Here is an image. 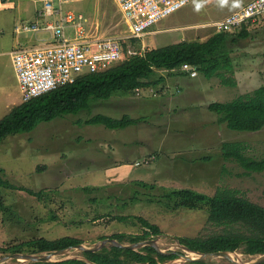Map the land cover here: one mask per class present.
Instances as JSON below:
<instances>
[{
	"label": "rangeland",
	"instance_id": "rangeland-1",
	"mask_svg": "<svg viewBox=\"0 0 264 264\" xmlns=\"http://www.w3.org/2000/svg\"><path fill=\"white\" fill-rule=\"evenodd\" d=\"M29 1L32 8L24 22H13L15 10L0 13V29L4 22L8 37L18 36L20 48L44 44L40 39L53 40L54 35L53 30L13 33L16 24L43 27L47 21H59L55 14L37 16L38 11L44 10L43 3ZM249 1L193 0L156 23L149 34L136 38L137 47L129 45L138 50L143 45L148 51L184 40L204 41L219 33L212 25L215 21ZM71 4L69 9L89 18L85 24L88 34L121 38L130 34L114 0H80ZM246 27L248 37L237 39V30L226 41L232 69L223 71L234 85L224 84L220 76L208 79L199 72L194 78L162 70L159 74L165 80L154 88L119 91L106 100L91 98L89 109L41 122L30 132L1 140L0 169L4 177L18 186L42 191L43 195L38 198L25 191L0 188V199L4 198L6 206V210H0V246L63 236L81 238L91 246L113 233H142V224L131 217L142 216L160 227L162 233L149 239H156L163 251L195 255L180 246L176 238L210 234L213 230L207 225V210L168 208L169 200L162 197L166 191L190 188L212 195L219 188H229L264 206V171L247 173L235 158L221 155L223 142L232 141L243 142L247 156L264 158V126L259 131L229 129L208 108L212 102L231 101L264 85V19ZM66 34L73 37L75 26H67ZM6 37L0 34V38ZM29 37L33 44H25L23 38ZM233 37L236 40L232 41ZM2 58L10 62V58ZM8 73L9 80L0 84V119L13 108H6L1 88L9 87L11 95L23 102L15 72L13 77L10 70ZM99 113L113 118L128 115L140 121L115 129L85 123ZM141 181L155 188H144ZM85 186L99 190L88 192ZM136 195L138 199L132 201L130 198ZM119 215L129 219L120 221L115 218ZM8 255L0 252V258ZM69 256L82 255L73 251ZM257 256L240 251L232 255L245 262ZM62 257L66 256L54 260ZM174 262L184 260L180 257L163 264ZM1 264L24 263L9 259ZM209 264L235 263L215 256Z\"/></svg>",
	"mask_w": 264,
	"mask_h": 264
},
{
	"label": "trees",
	"instance_id": "trees-1",
	"mask_svg": "<svg viewBox=\"0 0 264 264\" xmlns=\"http://www.w3.org/2000/svg\"><path fill=\"white\" fill-rule=\"evenodd\" d=\"M230 33L219 32L204 41L184 40L167 44L149 49L143 55L135 56H128L127 46L133 44L137 47L139 40H122V57L109 68L81 74L71 83L14 106L0 119V141L16 133L30 132L41 122L67 114H78L82 110L89 109L91 98L106 100L115 92L154 88L165 80V76L159 72L165 70L172 75L181 73L180 67L184 63L194 64L200 74L208 79L220 76L224 84L234 85L235 82L225 77L223 71L232 69V57L226 44ZM249 35L250 32L245 25L239 29L237 39L246 38ZM234 40H236L235 37L232 38V41ZM208 108L217 113L218 122L226 123L229 129L259 131L264 126V85L254 90L252 94L239 96L231 101L212 102ZM139 121L140 118L135 119L128 115L113 118L99 113L87 119L85 123L103 124L109 129H115L137 124ZM244 150L243 142L226 141L222 144L221 155L225 159L235 158L247 173L264 171V158L249 157ZM140 185L144 188H155L153 184L142 181ZM0 188L25 191L38 198L43 195L42 191H34L25 186L13 184L4 177L2 169H0ZM84 189L88 192L99 190L96 186H85ZM162 197L169 200L166 204L168 208L207 210V225L213 231L204 236H178L176 239L181 245L197 252L224 250L240 251L247 255L264 254V206L239 194L237 190L219 188L210 195L190 188H173L166 191ZM148 198L149 201L154 199H150L149 196ZM130 199L135 201L138 196ZM0 210H6L3 197L0 199ZM131 217L142 224V233L117 232L104 236L102 239L110 237L123 243H135L162 233L160 227L148 219L142 216ZM115 218L120 221L129 219L125 215L115 216ZM83 242L81 238L74 236H63L56 239L38 237L25 242L9 244V246H0V252L9 255L27 251L41 254L76 246ZM81 255L85 259L68 258L26 264H163L179 257L178 252L162 253L151 245L142 246L136 250L107 246L95 252L83 251ZM173 264H209V262L190 260Z\"/></svg>",
	"mask_w": 264,
	"mask_h": 264
},
{
	"label": "built area",
	"instance_id": "built-area-1",
	"mask_svg": "<svg viewBox=\"0 0 264 264\" xmlns=\"http://www.w3.org/2000/svg\"><path fill=\"white\" fill-rule=\"evenodd\" d=\"M53 1L59 3L57 8H54ZM68 1L70 0H44L45 12L60 17L59 22L46 23L44 26L46 30H53V40L12 52L13 66L23 102L71 83L81 74L109 68L122 57V40L144 37L151 32L150 28L156 23L193 0H114L129 26L130 34L125 38L88 34L85 24L82 23L86 22V17L82 13L63 9L62 3ZM261 19H264V0H250L212 25L218 32L232 33ZM68 24L75 26L73 37L66 34ZM32 28L37 30L39 26L32 25ZM141 47L138 50L128 44V56L143 55L147 47L143 45ZM180 69L190 77H197L199 74L194 64L184 63ZM139 91L136 89V92Z\"/></svg>",
	"mask_w": 264,
	"mask_h": 264
},
{
	"label": "crops",
	"instance_id": "crops-1",
	"mask_svg": "<svg viewBox=\"0 0 264 264\" xmlns=\"http://www.w3.org/2000/svg\"><path fill=\"white\" fill-rule=\"evenodd\" d=\"M33 1H34L33 3L38 2V1H41L43 3L44 10L38 11L37 16L40 15V16H46L47 17L50 15H53V14H47L45 12L44 0H33ZM77 1H80V0H74V1L70 0L67 3H62V6L64 7L63 9L65 11H68V10L71 11L72 9H69L70 7L73 6L71 3H74ZM53 6H54V8H57L59 6V3L57 1H53ZM30 7L32 8V4L29 0H0V13H3V12L8 13L9 11L11 12L12 10L16 11V13H13V15L11 17V19L13 20L14 23H15V20H17V19L18 20L21 19L24 22V20H26V17L30 14ZM82 14L84 15V13H82ZM55 15H57V14H55ZM84 16L86 17L87 20L89 19L86 15H84ZM59 19H60V17H59ZM87 20H86V22H87ZM86 22H82V23L86 24ZM14 23H13V25H14ZM46 23H54V22H48L47 21ZM2 24L3 25L0 29V34H3L4 37H6V36L7 37L6 38H0V84L3 83L4 81L6 83L9 80V78H10V75L8 73L9 70H10L11 76L12 77L14 76L15 69H14L13 61H12V52H14L17 49H20L19 46H22V44H20V42H19L18 36L13 35L14 37H11V38L8 37V35L6 34L8 28L4 25L5 24L4 22ZM32 25H37V24H35V23H31V24L23 23L21 25L16 24L14 26L15 29H13V27H12L13 33L18 32V34H19L21 32H25V31L30 32L31 30H33ZM70 25L71 24H68V26H70ZM26 26H30L31 28L27 29ZM38 30L46 31V29H44V26L42 27V25L39 26V29L34 30V31H38ZM23 39H24L25 44H33L34 43V42L32 43L31 40L28 41L29 39H31L30 37L29 38H23ZM40 40H42V42L43 41L44 42L45 41H51V40H46V39H40ZM39 45H42V44L36 45V43H35V46H39ZM17 47H19V48H17ZM27 47H33V45L27 46ZM2 57H4L5 59H8V60L10 58V62H8V61L4 62L3 61L4 59ZM180 72H181L180 73L181 75H188L185 72H182V71H180ZM15 77L17 78L16 72H15ZM1 91H3V94H4L3 101L5 102V106L7 109L11 108L12 106L14 107V106L21 103V102H18V100L15 96L11 95V91H9V87H8V89L6 87L4 89L1 88ZM115 171H116V169L114 170V172Z\"/></svg>",
	"mask_w": 264,
	"mask_h": 264
},
{
	"label": "water",
	"instance_id": "water-1",
	"mask_svg": "<svg viewBox=\"0 0 264 264\" xmlns=\"http://www.w3.org/2000/svg\"><path fill=\"white\" fill-rule=\"evenodd\" d=\"M180 246H182L185 250L190 251L195 253V255L193 256H189L188 254H179V257H182L184 261H190V260H196V261H205V262H209L210 258L212 257H217V256H222L225 257L229 260H231L233 263L235 264H260L262 262H264V254H259L254 260L245 262L242 261L241 259L239 260H235L232 257V254H236V251H216V252H197V251H193L190 248L181 245L180 243H178ZM146 245H151L153 247H155L158 251L162 252V253H166L168 251H163L158 244V241L156 239H147V240H143V241H139V242H135V243H123L118 241L115 238H104L102 240H100L99 242L88 246L85 245L84 243L78 244L76 246H70L67 248H63V249H58V250H54L51 252H45L44 254H38V253H14L8 256H3L2 258H0V264L9 260V259H16L18 261H21L22 263L26 264V263H30V262H38V261H57V260H63V259H68V258H82L85 259L84 257L80 256H69L70 253H72L73 251H98L104 247L107 246H117V247H122V248H130V249H138L142 246H146ZM58 256H66V257H62L60 259H56L54 260V257H58ZM171 260L172 262L175 261ZM175 263V262H174ZM96 264V263H95ZM139 264H148V263H139Z\"/></svg>",
	"mask_w": 264,
	"mask_h": 264
},
{
	"label": "bare ground",
	"instance_id": "bare-ground-1",
	"mask_svg": "<svg viewBox=\"0 0 264 264\" xmlns=\"http://www.w3.org/2000/svg\"><path fill=\"white\" fill-rule=\"evenodd\" d=\"M193 254H195V253H193ZM233 255V254H232ZM189 256H193V255H189Z\"/></svg>",
	"mask_w": 264,
	"mask_h": 264
}]
</instances>
